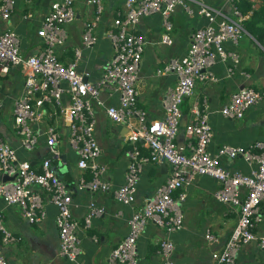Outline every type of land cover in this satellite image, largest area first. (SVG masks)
<instances>
[{
    "label": "built area",
    "instance_id": "2783aa9c",
    "mask_svg": "<svg viewBox=\"0 0 264 264\" xmlns=\"http://www.w3.org/2000/svg\"><path fill=\"white\" fill-rule=\"evenodd\" d=\"M34 2L26 0L28 5ZM75 2L60 0L51 4L38 29L43 47L35 54L24 56L19 35L0 28V74H8L12 67H22L26 71L23 90L13 105L15 130L25 152L35 151L45 135L47 146L55 153L60 138L57 128L48 126L41 133L35 127L44 118L43 110L47 105H53L64 118V124H68V145L78 156L77 167L92 176L88 180L81 175L77 190L92 193L112 190L105 178L107 168L98 162L103 149L95 134V108L103 109L109 120L126 128L128 166L124 184L113 190L118 202L134 206L146 167L170 166L165 183L130 216L128 235L111 252L108 264H139L138 240L150 223L164 229L168 235L181 231L184 215L180 204L187 198L185 190L199 177H209L220 184L213 195L216 202L238 209V222L227 239L209 230L205 234L207 244L214 247L211 253L214 264H236L239 254L252 244L264 249V235L259 230L264 222V141H255L248 147L223 145L216 153H211L214 130L210 123V107L205 101L202 107H193L192 118L185 126V134L190 138L189 153H184L177 144L184 117L182 106L194 95L197 84L219 82L220 77L212 71L218 64L225 66L227 78L238 73L241 55L236 48L247 35L245 22L249 14H242L237 0H225L231 16L209 0H124L125 12L114 19L106 32L112 59L102 76L91 82L79 67L84 50L98 42L95 34L104 12V0H88L87 3L95 7L96 16L85 23L81 44L74 49V58L66 65L60 61L58 48L68 40L65 26L76 21ZM15 8L16 0H0V20L10 22ZM178 8L188 17L205 18L207 24L194 31L183 56L170 59L157 71L159 77L174 75L176 84L161 100L163 117L153 120L139 104L137 86L146 41L138 28L143 19L159 14L164 27L161 43L171 46L174 28L171 17ZM239 75L250 78L244 71ZM65 96L68 105L64 104ZM115 97L117 103L112 102ZM263 100L262 93L241 85L229 103L221 108L220 114L226 119L241 120ZM237 158L251 167L249 173L231 171L221 163L223 159ZM4 175L14 179L0 181V200L8 206H19L30 224H41L48 217L46 197L57 211L55 225L60 257L79 264L80 232L90 228L94 218L105 215L106 209L91 202L81 225L72 213L73 193L53 168L52 159H44L37 168L20 159L17 149L0 136V176ZM177 192L180 193L175 198ZM4 220V213L0 211L1 241L4 246H10L19 240L8 231ZM160 253L162 264H176V245L172 240H162ZM0 264H9L1 251Z\"/></svg>",
    "mask_w": 264,
    "mask_h": 264
},
{
    "label": "crops",
    "instance_id": "0c3cea01",
    "mask_svg": "<svg viewBox=\"0 0 264 264\" xmlns=\"http://www.w3.org/2000/svg\"><path fill=\"white\" fill-rule=\"evenodd\" d=\"M60 0H35L28 5L26 0H16V8L13 12L18 14L10 22L0 20L2 30L15 31L21 39V52L24 56L35 54L43 47L42 40L38 36V29L42 18L46 15L53 2ZM88 0H76L77 13L75 29L72 24L65 26L68 33L67 43L58 48V55L63 64H69L74 58V49L80 46L84 25L96 16L95 7L89 5ZM215 7L221 8L228 16L232 15L226 2L209 0ZM104 12L96 29L98 42L95 46L85 49L79 70L88 74L91 82L97 81L112 59L113 52L106 32L119 14L125 12L124 0H104ZM184 15L182 8H178L171 20L174 28L171 32L173 44L171 46L161 43L164 27L162 17L154 15L140 22L138 31L146 41L145 53L140 69L138 83L139 104L148 113L151 119H161L163 110L161 100L169 89L176 84L174 75L159 77L157 71L162 69L166 62L175 57L183 56L190 45L194 31L207 24V20L201 16L191 19L192 30L187 34L183 44L177 46V38L180 37V26ZM28 17V18H26ZM36 28L38 42L31 39L32 29ZM246 39V40H245ZM31 41V42H30ZM236 50L241 55V64L238 73L232 77H226V69L222 64L215 65L212 71L220 77L217 83H198L194 95L188 98L183 106L184 117L177 144L184 153H189L190 138L185 134V126L192 118L194 106H203L207 101L210 107V123L214 130L213 142L209 148L211 153H216L223 145L248 147L255 141H264V100L251 108L241 120H230L220 114L223 106L229 103L231 96L241 85H247L264 95V50L259 43L248 34L241 40ZM243 45V46H242ZM230 49H235L227 44ZM242 46V47H241ZM240 71L249 74V79L239 75ZM26 71L22 67H12L8 74H0V136L17 149L18 156L39 167L44 159L52 155V165L58 174L68 183L73 193L72 213L74 218L84 224V218L88 213L91 202L106 209L105 215L94 218L91 227L80 232L82 254L79 264H108L111 252L128 235V220L132 213L142 207L145 201L165 183L171 172L170 166L151 165L144 169L141 184L133 207L125 206L118 202L113 190L124 184L125 172L128 166L126 151V128L113 123L101 108H95L97 114L96 137L103 149L98 162L107 168L105 178L111 183L109 192L92 193L76 189L81 175L88 180L90 174L82 172L77 167L78 156L68 145L69 126L64 124V118L53 105H47L43 110L44 118L36 123L35 127L44 133L48 126H54L59 132L60 138L57 148L52 149L46 144L45 135L35 151L28 153L21 148L20 136L15 130L14 100L24 87ZM106 97V95H104ZM113 103L118 98L112 99ZM68 97H64V104L68 105ZM222 165L234 172L249 173L251 167L242 159H223ZM220 184L209 177H199L192 186L185 190L187 198L180 205L184 215V227L181 231L168 235L166 231L152 223L147 225L145 232L138 240L139 264H162L160 253L162 240L169 238L176 245V264H214L211 253L214 249L205 241V234L209 230L222 239H227L238 222V209L234 210L229 205L216 202L214 192ZM175 194L177 198L178 194ZM45 208L48 212L47 219L41 224H30L22 215L19 206H8L0 200V211L5 216V226L18 242L4 246L0 237V251L7 258L9 264H75L60 257V243L55 225L56 208L44 198ZM264 235V222L259 228ZM256 252H263L257 244L246 247L238 256L236 264H264L255 260Z\"/></svg>",
    "mask_w": 264,
    "mask_h": 264
},
{
    "label": "trees",
    "instance_id": "16d2710c",
    "mask_svg": "<svg viewBox=\"0 0 264 264\" xmlns=\"http://www.w3.org/2000/svg\"><path fill=\"white\" fill-rule=\"evenodd\" d=\"M237 5L243 15L249 14L245 22L247 34L264 50V0H237Z\"/></svg>",
    "mask_w": 264,
    "mask_h": 264
},
{
    "label": "rangeland",
    "instance_id": "374dc122",
    "mask_svg": "<svg viewBox=\"0 0 264 264\" xmlns=\"http://www.w3.org/2000/svg\"><path fill=\"white\" fill-rule=\"evenodd\" d=\"M222 3H224L225 2V0H220ZM18 17V14L17 13H15L14 15H13V19L15 20L16 18ZM77 22V21H76ZM75 22V23H76ZM191 19H189L186 15H184V17H183V20H182V24H181V26H180V37L179 38H177V46H179V45H181V44H183L184 43V41H185V38H186V36H187V34L192 30V24H191ZM75 23H73L72 24V27L75 29ZM30 40H32V41H34V42H38L39 41V38H38V36H37V33H36V28H33L32 29V34H31V39ZM246 40V39H245ZM31 42V41H30ZM242 42V41H241ZM243 46V45H242ZM241 46V47H242ZM261 67H262V70H264V64H262L261 65ZM264 258V253L263 252H256V257H255V260L257 261V262H261V259H263Z\"/></svg>",
    "mask_w": 264,
    "mask_h": 264
},
{
    "label": "water",
    "instance_id": "95a60500",
    "mask_svg": "<svg viewBox=\"0 0 264 264\" xmlns=\"http://www.w3.org/2000/svg\"><path fill=\"white\" fill-rule=\"evenodd\" d=\"M48 158H51L52 161H54L52 155L48 156ZM32 165H34V164H32ZM161 168H166L167 169V165L166 164H163L161 166ZM13 179H14L13 177H8L7 175L0 176V181H3V182H6L8 180H13Z\"/></svg>",
    "mask_w": 264,
    "mask_h": 264
}]
</instances>
